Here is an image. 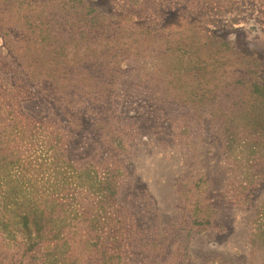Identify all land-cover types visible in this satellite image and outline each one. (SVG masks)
Listing matches in <instances>:
<instances>
[{"label":"rangeland","instance_id":"obj_1","mask_svg":"<svg viewBox=\"0 0 264 264\" xmlns=\"http://www.w3.org/2000/svg\"><path fill=\"white\" fill-rule=\"evenodd\" d=\"M50 132L36 242L5 190ZM263 167L264 0H0V264H264Z\"/></svg>","mask_w":264,"mask_h":264},{"label":"trees","instance_id":"obj_2","mask_svg":"<svg viewBox=\"0 0 264 264\" xmlns=\"http://www.w3.org/2000/svg\"><path fill=\"white\" fill-rule=\"evenodd\" d=\"M13 132L14 135H16L14 129ZM41 132L43 133V131ZM24 134H27V131L24 132ZM51 136H53L52 132L45 136L42 135L41 137H36L38 147L33 151H35V154L39 153V156L36 158L24 159L23 163H21V169L18 170H25L22 175L23 178L18 181L14 180L20 182V186L14 189V187L12 188V186H10V184L14 182H9L7 184L9 186L7 187V190H5V195L7 192L21 194L25 207L24 210H22V213L18 216L23 220V227L26 229V232L31 238L35 237L33 239H35L36 242L42 238L43 235H46V233L49 234L51 231L49 225L51 224L53 217V207L56 201L54 196H56L57 185L59 184L61 190H65V186L72 180L71 175L77 170L68 157H66L64 151L60 152L61 155L58 153L55 155H49V148L46 149V147L52 142ZM60 140L61 139H58L57 142ZM33 168L35 172L31 173ZM114 170L115 169H111L108 173H103L104 175L101 174L103 177H97L95 182L108 185L109 187L104 186L107 187L108 190H110V188L115 189L114 180L116 177L114 175ZM261 175L264 176V167L262 168ZM79 178L81 180H83V178L89 180V178L81 175ZM76 185L80 188L84 186V183L82 182ZM100 191H102V189ZM62 194L63 195L57 193V197L58 199H61V201L69 197V194L65 192ZM93 194L97 195L95 192ZM262 218L264 220V209L261 214V219Z\"/></svg>","mask_w":264,"mask_h":264}]
</instances>
